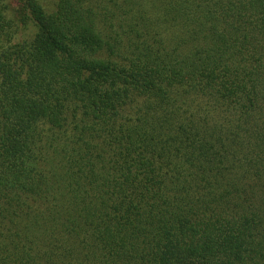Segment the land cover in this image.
I'll use <instances>...</instances> for the list:
<instances>
[{
  "label": "trees",
  "instance_id": "16d2710c",
  "mask_svg": "<svg viewBox=\"0 0 264 264\" xmlns=\"http://www.w3.org/2000/svg\"><path fill=\"white\" fill-rule=\"evenodd\" d=\"M0 264H264V0H0Z\"/></svg>",
  "mask_w": 264,
  "mask_h": 264
}]
</instances>
